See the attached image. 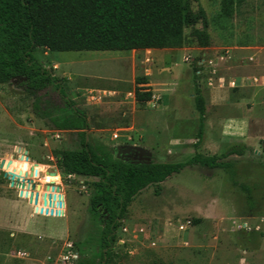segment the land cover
<instances>
[{
	"label": "rangeland",
	"instance_id": "obj_1",
	"mask_svg": "<svg viewBox=\"0 0 264 264\" xmlns=\"http://www.w3.org/2000/svg\"><path fill=\"white\" fill-rule=\"evenodd\" d=\"M189 1L193 11H204L207 47H197L187 37L180 48L148 52L35 49L34 59L59 79L66 99L84 113V130L54 129L33 113V98L16 88L14 81L0 84V161H11L18 171L22 155L31 163L29 168L37 165L35 176L41 183L59 188L50 204L39 199L33 206L20 196L25 202L15 206L14 211L26 209L36 217L37 234L19 241L13 238L30 259L28 264L53 262L67 243L79 260L100 262L104 218L100 208L94 212L89 208L93 190L88 184L95 179L64 176L56 163L58 151L79 149L81 132L93 151L109 161L137 158L133 150L122 153L134 146L156 162H183L194 154L224 155L220 161L227 165L213 169L189 165L138 192L118 221L109 263L264 264V146L254 140L264 134V120L260 127L250 128L248 144L254 146L249 148L222 142L215 124L216 115L240 118L250 108L233 93L245 97L249 90L264 88V0H245L230 18L220 15V0ZM135 77L146 79V85H136ZM230 80L235 82L233 88L227 83ZM194 85L204 98L203 130L196 147ZM138 86L151 92L143 105L133 100ZM215 90L229 93L230 102L220 110L215 108ZM43 93L53 110H67L54 87ZM6 172L3 165L0 197L11 201L18 189L9 186ZM46 173L56 177L49 179ZM25 191L28 197L30 190ZM35 195L32 191V203ZM58 195L66 202L62 218ZM12 209L4 210V218L15 222Z\"/></svg>",
	"mask_w": 264,
	"mask_h": 264
},
{
	"label": "trees",
	"instance_id": "obj_2",
	"mask_svg": "<svg viewBox=\"0 0 264 264\" xmlns=\"http://www.w3.org/2000/svg\"><path fill=\"white\" fill-rule=\"evenodd\" d=\"M245 0H220L219 12L230 18ZM201 24V28L195 26ZM189 29L186 36L184 30ZM204 11H193L189 0H0V84L15 87L33 98L32 111L58 131L87 128L84 113L75 109L60 88L59 79L32 56L36 48L48 52L161 50L182 47L187 37L197 47L209 45ZM136 85L146 84L134 78ZM54 87L65 99L67 110H53L44 92ZM151 98L148 87H135L133 100L143 105ZM197 113L194 147L203 130L204 98L197 85L193 89ZM237 154L239 151H235ZM229 152L227 154H232ZM194 154L183 162H156L135 158L109 161L96 154L79 133L78 150L56 153L59 173L64 176L93 178L89 208L102 211L99 231V264L109 263L118 221L133 197L146 188L165 181L189 165L227 167L220 158ZM157 193V191H154ZM76 264H86L78 259Z\"/></svg>",
	"mask_w": 264,
	"mask_h": 264
},
{
	"label": "crops",
	"instance_id": "obj_3",
	"mask_svg": "<svg viewBox=\"0 0 264 264\" xmlns=\"http://www.w3.org/2000/svg\"><path fill=\"white\" fill-rule=\"evenodd\" d=\"M162 50V49H161ZM130 51H157L154 49L151 50H130ZM128 52V51H127ZM230 63V62H229ZM233 81L234 80H230ZM228 81V82H230ZM227 82V83H228ZM235 83V82H234ZM146 85V84H145ZM236 93V94H235ZM235 98L241 101V99L245 100L247 103H250V108L245 111L243 117H223L222 115H216L215 124L217 127V137L221 139L222 142H227L229 144L239 143L243 146L249 148L254 145L248 144L249 138V130L251 127H260L262 125V120H264V88L259 90H249V93L243 97L240 95V92H235ZM133 94V93H132ZM229 93L227 91L215 90V108L216 110H220V107L230 102ZM238 103V101H235ZM257 142L263 144L264 146V134L261 136H257L255 139ZM7 160V159H5ZM13 163V161H12ZM18 164V163H16ZM31 165L29 160L26 162L27 170L25 172L26 178H29L32 184L35 185L33 189L36 192L37 200L43 199L44 194H48L46 190V183H41L40 178L36 176H31V173L28 171V166ZM34 164H32V167ZM37 166V165H36ZM31 167V166H30ZM37 172V171H36ZM18 195L15 200H7L5 198L0 197V235L3 237L4 242L0 243V264H28L30 259L26 258V254L20 249L22 247L19 245L14 237L18 239V241L24 238V235L37 234V226H36V217L33 211H26V209H21L18 211H14L15 206L18 202H25L21 200ZM11 207L13 218H15V222L12 220L8 221L4 218V214L6 208ZM25 206H30L28 203H25ZM66 209V202L62 199V215L63 217ZM19 249V250H16ZM16 252V255L14 254ZM42 261L41 264H45Z\"/></svg>",
	"mask_w": 264,
	"mask_h": 264
},
{
	"label": "water",
	"instance_id": "obj_4",
	"mask_svg": "<svg viewBox=\"0 0 264 264\" xmlns=\"http://www.w3.org/2000/svg\"><path fill=\"white\" fill-rule=\"evenodd\" d=\"M131 150H133V151H135L136 153H137V158H138V160H140V159H144V160H147L148 158H147V156H148V153H147V151H145L144 149H142V148H140V147H134V146H127V147H125L123 150H122V153H128V152H130ZM17 151L19 152L20 151V148H17ZM20 159H24V162H23V164H22V166H23V168H25L26 167V158H24L22 155L20 156ZM7 163H11V161H6ZM3 164H4V161L3 160H1L0 161V169H2V167H3ZM6 168V167H5ZM29 169H32V167H30ZM17 173L18 174H20V171H17ZM49 174H53V173H49ZM36 175V171H34V174H33V176H35ZM5 176H7V179H8V181H9V186L10 187H16L17 189H18V196L20 197H22L23 196V198H26L27 197V192L25 191V192H23V189H24V187L26 186V188L27 189H29L30 190V193H29V195H28V197H27V202L29 203V204H32L33 206H35V204H36V202H37V197H36V195H35V198H34V200H33V203L31 202V192L33 191V189L35 188V185L34 184H32V182H31V180L30 179H28L27 181H23V180H21V181H18V179L17 178H15L14 177V175L13 174H11V173H9L8 171L5 173ZM19 187V188H18ZM46 190H48L49 192H48V194L46 195V194H44V197H43V199H42V203L43 204H45V199L47 200V202H48V204H50L51 203V201H53L54 200V195H51V193H57V194H59V188L58 187H53V186H46ZM59 197H58V205H61L62 204V202H60V200L62 201V198H61V196L60 195H58ZM34 210V212H35V208L33 209Z\"/></svg>",
	"mask_w": 264,
	"mask_h": 264
},
{
	"label": "built area",
	"instance_id": "obj_5",
	"mask_svg": "<svg viewBox=\"0 0 264 264\" xmlns=\"http://www.w3.org/2000/svg\"><path fill=\"white\" fill-rule=\"evenodd\" d=\"M228 85L230 88H233L235 84L233 81H230L228 82ZM94 98V96H90V99ZM55 137H58V135H55ZM47 261L48 259H46L45 264H76V262L78 261V257L73 251L72 245L70 243H67L64 245L63 250L56 256L53 262L50 263V261Z\"/></svg>",
	"mask_w": 264,
	"mask_h": 264
},
{
	"label": "bare ground",
	"instance_id": "obj_6",
	"mask_svg": "<svg viewBox=\"0 0 264 264\" xmlns=\"http://www.w3.org/2000/svg\"><path fill=\"white\" fill-rule=\"evenodd\" d=\"M4 163H5V164H3V165H4V167L7 168V171H8L9 173L13 174L14 177L18 179V181H19V179H20V181L23 180V181L25 182V181H27V180L29 179V178H26V175H25V172H26V170H27V166H26L25 168H23V166L20 165V166H19V170H18V171H20V174H18L17 171L14 170V168H13V164H11V163L9 164V163H7V162H4ZM37 168H38L37 166L32 167V169H29V168H28V171H29V173H31V176H33L34 171H36ZM46 174H47L46 177H48L49 179H53V177H56L55 174H49V173H46ZM46 182H53V181H46ZM18 188H19V187H18ZM23 190H26V186L24 187ZM51 194L55 195V194H57V193H51Z\"/></svg>",
	"mask_w": 264,
	"mask_h": 264
},
{
	"label": "flooded vegetation",
	"instance_id": "obj_7",
	"mask_svg": "<svg viewBox=\"0 0 264 264\" xmlns=\"http://www.w3.org/2000/svg\"><path fill=\"white\" fill-rule=\"evenodd\" d=\"M123 159H128V158H123Z\"/></svg>",
	"mask_w": 264,
	"mask_h": 264
}]
</instances>
